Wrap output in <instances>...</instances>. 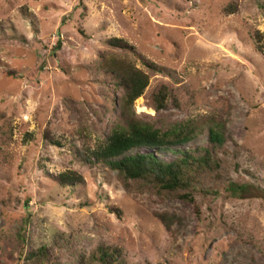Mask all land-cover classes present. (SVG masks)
<instances>
[{
  "label": "rangeland",
  "instance_id": "374dc122",
  "mask_svg": "<svg viewBox=\"0 0 264 264\" xmlns=\"http://www.w3.org/2000/svg\"><path fill=\"white\" fill-rule=\"evenodd\" d=\"M232 2L237 11L228 14ZM257 31L264 44V0H0V264H17L21 250L40 246L44 264H78L99 246L118 249L123 264H264ZM114 36L135 46L131 57L150 75L134 104L138 117L187 125L192 139L181 148L205 147L210 128L225 125L221 167L201 178L211 193L190 202L141 181L126 188L75 155L80 126H90L93 147L121 120L113 100L123 90L97 67L102 53H122L104 44ZM137 54L166 71L149 70ZM163 84L177 102L156 110L152 95ZM68 169L83 182L57 183ZM233 185L242 187L236 195ZM157 212L182 221L169 231ZM27 216L23 246L17 231Z\"/></svg>",
  "mask_w": 264,
  "mask_h": 264
},
{
  "label": "trees",
  "instance_id": "16d2710c",
  "mask_svg": "<svg viewBox=\"0 0 264 264\" xmlns=\"http://www.w3.org/2000/svg\"><path fill=\"white\" fill-rule=\"evenodd\" d=\"M236 11L237 5L234 2L225 8L228 14ZM255 38L257 50L262 51L263 35L257 31ZM104 44L122 52L102 53L97 66L100 72L112 78L114 86L123 90L120 99L113 100L119 108L121 120L93 147L88 134L92 131L90 126H80L78 135L81 147L75 148V155L86 165L101 166L109 170L126 188L133 181H141L155 187L159 193L194 202L195 195L204 189L200 187L202 174L218 171L221 167L219 153L225 151L230 138L225 125L210 128L205 147L181 148L192 139L191 129L187 125L176 123L165 126L154 120L142 119L134 111L135 101L145 94L150 84L148 72L138 67L131 57V54L136 53L135 46L116 36L108 38ZM137 55L149 70L166 71L143 54ZM152 98L156 110L167 108L170 101L177 100L171 87L165 84L153 93ZM45 137L51 144L63 146L62 141L54 135L45 134ZM162 152H171L175 158L165 160L160 157ZM55 177L57 183L64 187L83 182L82 174L72 169ZM240 188L242 187L233 185L232 193L236 195ZM203 191L211 193L208 189ZM114 211L120 214V210ZM156 217L169 231L175 223L182 221L179 215L168 212H157ZM29 222L31 217L27 216L17 231L18 240L23 246ZM23 253L24 249L17 258V264H44L47 260L45 246L33 249L24 256ZM95 260L101 264L124 263L119 258L118 249L99 246L96 253H92L88 259L82 257L78 264H92Z\"/></svg>",
  "mask_w": 264,
  "mask_h": 264
}]
</instances>
